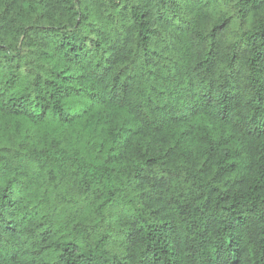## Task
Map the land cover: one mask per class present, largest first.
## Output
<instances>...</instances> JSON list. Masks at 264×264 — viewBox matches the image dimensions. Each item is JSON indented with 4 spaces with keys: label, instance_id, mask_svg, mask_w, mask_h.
<instances>
[{
    "label": "trees",
    "instance_id": "1",
    "mask_svg": "<svg viewBox=\"0 0 264 264\" xmlns=\"http://www.w3.org/2000/svg\"><path fill=\"white\" fill-rule=\"evenodd\" d=\"M0 264H264V0H0Z\"/></svg>",
    "mask_w": 264,
    "mask_h": 264
}]
</instances>
